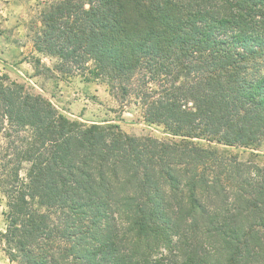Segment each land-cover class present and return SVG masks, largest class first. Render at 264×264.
Wrapping results in <instances>:
<instances>
[{"label":"trees","instance_id":"16d2710c","mask_svg":"<svg viewBox=\"0 0 264 264\" xmlns=\"http://www.w3.org/2000/svg\"><path fill=\"white\" fill-rule=\"evenodd\" d=\"M39 18L38 54L170 137L71 121L0 71L10 262L264 264V0H49Z\"/></svg>","mask_w":264,"mask_h":264},{"label":"rangeland","instance_id":"374dc122","mask_svg":"<svg viewBox=\"0 0 264 264\" xmlns=\"http://www.w3.org/2000/svg\"><path fill=\"white\" fill-rule=\"evenodd\" d=\"M49 0H0V71L12 81L23 84L36 94L48 99L57 111L71 121L91 125L115 124L129 136H151L168 139L162 126L147 123L143 118V106L133 95L122 96L111 89L108 82L88 75L85 71H73L66 75L56 66V61L38 54L34 48V34L40 31V13ZM40 61L37 67L35 62ZM134 88V86H132ZM151 89L157 90L154 84ZM0 134L1 147L4 140ZM203 144L204 142H200ZM241 159L252 151L219 147ZM260 163H264V144L258 151ZM24 168H26L24 166ZM26 169L20 172L25 176ZM5 199L0 194V234L6 230L3 213ZM0 264L11 263L0 241Z\"/></svg>","mask_w":264,"mask_h":264}]
</instances>
